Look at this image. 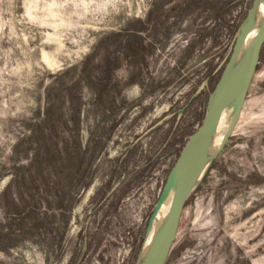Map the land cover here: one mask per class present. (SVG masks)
Wrapping results in <instances>:
<instances>
[{"label": "rangeland", "instance_id": "374dc122", "mask_svg": "<svg viewBox=\"0 0 264 264\" xmlns=\"http://www.w3.org/2000/svg\"><path fill=\"white\" fill-rule=\"evenodd\" d=\"M251 2L0 0V264L135 263ZM165 264H264V46Z\"/></svg>", "mask_w": 264, "mask_h": 264}, {"label": "water", "instance_id": "95a60500", "mask_svg": "<svg viewBox=\"0 0 264 264\" xmlns=\"http://www.w3.org/2000/svg\"><path fill=\"white\" fill-rule=\"evenodd\" d=\"M261 1L264 0H252L236 28L229 55L208 94L201 122L188 135L169 169L148 220L134 264H165L192 191L200 184L213 159L232 134L264 45V17L244 25ZM232 97L237 98V109L230 116L218 146L206 155L203 153L205 145L217 131L222 113ZM167 200L169 208L159 226L153 245L146 254H143V242L152 217Z\"/></svg>", "mask_w": 264, "mask_h": 264}, {"label": "bare ground", "instance_id": "6f19581e", "mask_svg": "<svg viewBox=\"0 0 264 264\" xmlns=\"http://www.w3.org/2000/svg\"><path fill=\"white\" fill-rule=\"evenodd\" d=\"M264 17V1H261L255 11L252 13V15L247 19L244 25H249L256 20H259L260 18ZM237 98L232 97L227 106L225 107L222 116L221 121L219 122L217 126V131L215 132L213 138L207 142L204 149V154L208 155L210 154L220 143L224 132L227 128L228 121L230 116L235 112L237 109ZM169 208V200L165 201L162 206L159 208L158 211L155 212V214L152 217V220L149 224L144 242L142 247V253L146 254L152 247L153 242L155 240L157 231L159 229V226L165 217V214Z\"/></svg>", "mask_w": 264, "mask_h": 264}, {"label": "trees", "instance_id": "16d2710c", "mask_svg": "<svg viewBox=\"0 0 264 264\" xmlns=\"http://www.w3.org/2000/svg\"><path fill=\"white\" fill-rule=\"evenodd\" d=\"M124 36H126V34H123ZM109 39V37H107V40ZM106 41H102L103 44L107 45L108 42ZM264 46V45H263ZM125 47V45H124ZM105 69H110V65L107 64V66L105 67ZM52 154L48 153V157L50 158ZM37 166L40 165V163H36ZM16 180V178H15ZM259 180V178H258ZM29 180L24 179L23 178V184L19 183L18 181L16 184V191H17V195L20 197L21 199V205L19 206L18 204H16L11 196V182L12 179H10L8 181V183L6 184L5 188L3 189L2 192V197L4 199V203L6 206V210L10 213H14L15 214V218H13V220H17L20 223H24L25 221H28L30 219V215L32 214L34 208L33 205H31L29 203V201L25 198L24 196V187L22 185H24L25 182H27ZM33 180L31 179L29 182L30 184H33L32 182ZM32 182V183H31ZM189 200V199H188ZM46 205H48V201H46ZM7 236V232H3V230L0 229V237H6Z\"/></svg>", "mask_w": 264, "mask_h": 264}, {"label": "built area", "instance_id": "2783aa9c", "mask_svg": "<svg viewBox=\"0 0 264 264\" xmlns=\"http://www.w3.org/2000/svg\"><path fill=\"white\" fill-rule=\"evenodd\" d=\"M232 43H233V40H232ZM228 54H229V52H228ZM228 54H227V56H228ZM227 56L225 57V59L227 58ZM223 64V63H222Z\"/></svg>", "mask_w": 264, "mask_h": 264}]
</instances>
